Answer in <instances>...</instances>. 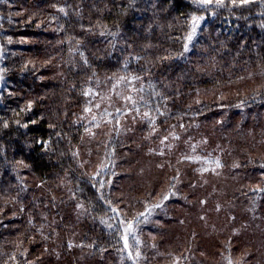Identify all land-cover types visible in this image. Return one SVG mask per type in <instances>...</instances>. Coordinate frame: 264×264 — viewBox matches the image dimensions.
<instances>
[{
	"label": "trees",
	"instance_id": "trees-1",
	"mask_svg": "<svg viewBox=\"0 0 264 264\" xmlns=\"http://www.w3.org/2000/svg\"><path fill=\"white\" fill-rule=\"evenodd\" d=\"M0 49V264H146L122 184L174 128L264 192V0H0Z\"/></svg>",
	"mask_w": 264,
	"mask_h": 264
},
{
	"label": "rangeland",
	"instance_id": "rangeland-1",
	"mask_svg": "<svg viewBox=\"0 0 264 264\" xmlns=\"http://www.w3.org/2000/svg\"><path fill=\"white\" fill-rule=\"evenodd\" d=\"M1 56L0 49V60ZM121 81L116 80L109 90L104 87L103 94L100 93L101 106L131 95ZM240 90L245 91L242 87ZM123 124L127 126L126 122ZM196 128L187 132L181 129L182 134L174 128V133L145 152L149 158L142 157L135 164L129 173L133 179H127L128 169L120 166L122 179H127L122 184L127 195L120 202L122 213L129 210L142 223L150 224L147 230L133 231L140 249L149 250L147 256H140L144 252L138 249L137 257L146 264H261L264 192L246 194L239 188L234 191V181L227 182V170L222 163L226 153L211 129L199 132ZM83 153L93 159L88 147ZM261 155L264 156V151ZM231 163L232 159L230 166ZM167 168H171V175ZM189 171L191 177L187 178ZM160 200L162 204L156 207Z\"/></svg>",
	"mask_w": 264,
	"mask_h": 264
},
{
	"label": "snow or ice",
	"instance_id": "snow-or-ice-1",
	"mask_svg": "<svg viewBox=\"0 0 264 264\" xmlns=\"http://www.w3.org/2000/svg\"><path fill=\"white\" fill-rule=\"evenodd\" d=\"M200 3L203 4H211L213 2H215L217 5H221L223 4L224 0H199ZM237 2V0H232V3L235 4ZM241 3H246L248 2V0H240ZM203 19V17H193L192 18V33L188 36V40L191 41L192 36L195 34L196 31V26L199 22V20ZM185 50H187V45H185ZM128 100H131V97H127ZM147 115V114H145ZM217 166H219V164H217ZM164 199H168V196H165ZM156 207H160V205H156ZM140 215H144V213H141ZM132 230V225L129 224L128 228L125 229V232H130ZM126 239V238H125ZM125 246L127 247V243L125 244Z\"/></svg>",
	"mask_w": 264,
	"mask_h": 264
}]
</instances>
